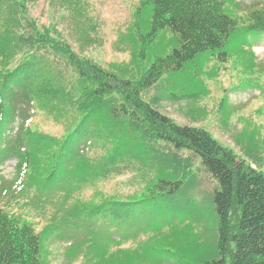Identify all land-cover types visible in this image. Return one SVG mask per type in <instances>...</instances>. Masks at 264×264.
I'll use <instances>...</instances> for the list:
<instances>
[{"label": "trees", "instance_id": "1", "mask_svg": "<svg viewBox=\"0 0 264 264\" xmlns=\"http://www.w3.org/2000/svg\"><path fill=\"white\" fill-rule=\"evenodd\" d=\"M37 1L0 0V165L14 160L16 173L0 183V264H44L47 245L70 233L83 239L65 247L69 258L89 246L79 264H128L127 247L111 239L108 249L97 236L177 231L179 222L165 214L177 218V201L196 186L195 159L217 182L219 258L207 264H264V172L141 97L166 71L209 59L240 23L264 35V2L141 0L151 12L148 36L169 29L178 43L132 81L75 51L56 24L37 26L28 10ZM59 1L75 10L77 0ZM131 173L122 180L126 193L113 188ZM153 209L158 217L151 213L140 226V215Z\"/></svg>", "mask_w": 264, "mask_h": 264}, {"label": "rangeland", "instance_id": "2", "mask_svg": "<svg viewBox=\"0 0 264 264\" xmlns=\"http://www.w3.org/2000/svg\"><path fill=\"white\" fill-rule=\"evenodd\" d=\"M140 1L77 0L75 10L66 11L59 0H38L28 10L37 26L56 24L75 51L83 50L121 79L139 81L159 59L171 54L178 43L177 35L169 29L159 31L153 39L148 36L151 12L148 7L140 8ZM234 1L241 8L256 1L264 2ZM242 26L227 44L211 52L209 59L201 57L181 70L166 71L151 88L141 92V97L178 124L203 128L228 146L238 159L264 172V36L249 33ZM252 49L254 56L250 55ZM221 52L227 55L222 61ZM186 94L192 97L182 96ZM194 163L196 186L187 193L188 198L177 201V218L170 216L169 211L165 214L169 223L179 222L177 231H166L157 238L151 232L134 233L132 229L126 238H122L123 233L113 237L99 233L100 243L108 249L111 239L114 247L123 244L129 249L124 254L128 264H207L218 259L213 204L217 182L198 160ZM15 174L14 160L0 165V183L12 181ZM130 176L133 174L116 179L113 188L126 193L128 185L122 180ZM151 213L158 217L156 210H149L140 215V226H144ZM98 225L92 223V231L98 233ZM71 236L72 233L47 245L44 264L81 262L82 251L86 253L89 246L86 244L85 250H78L77 257L69 258L65 247L73 242L80 245L83 239L82 234Z\"/></svg>", "mask_w": 264, "mask_h": 264}]
</instances>
